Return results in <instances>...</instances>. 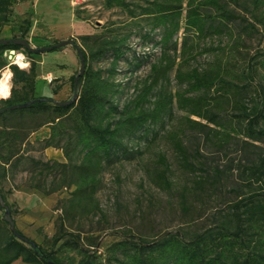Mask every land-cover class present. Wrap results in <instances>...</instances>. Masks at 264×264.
Here are the masks:
<instances>
[{
	"label": "trees",
	"instance_id": "16d2710c",
	"mask_svg": "<svg viewBox=\"0 0 264 264\" xmlns=\"http://www.w3.org/2000/svg\"><path fill=\"white\" fill-rule=\"evenodd\" d=\"M26 1L0 0V30L9 23L13 4ZM184 1L186 8H183ZM239 2L247 5L251 22L227 8L228 3L236 5ZM103 5L107 9H120L133 20L149 21L152 30L163 28L164 36L160 43L164 47L180 29L198 38L210 32L219 34L222 28L236 21L245 22L243 30L247 35L257 33L259 28L264 30V0H147L144 5L137 0H103ZM30 16L38 29L47 30L34 12H30ZM31 27L32 20L24 19L21 35L25 37ZM130 36L127 34L120 38L115 29L104 26L99 35H84L71 40L78 59L83 58L84 67L76 86L74 80L79 72L70 77V88L75 98L68 101L56 102L37 95L38 74L34 59H30L27 70L11 64V97L0 100V164L17 166L21 162L20 146L24 137L18 123L13 121L42 117L43 121L38 126L47 125L49 128L45 147L58 146L60 141H64L61 149L68 163L31 160L38 167V178H35L37 181L33 187L44 195H50L69 184L65 179L70 172L75 189L58 218L57 233L51 238L49 249L25 237L15 226L28 243L18 240L4 218H0V264H12L17 260L24 264H48L49 261L65 264L57 253L66 249L79 257L75 264H264V152L255 164L245 169L246 179L257 183L260 192L234 202L230 214L215 228L189 238L176 232L154 240L139 237L118 240L104 250L102 259L82 247L78 235L66 231L65 222L91 203L103 160L118 152L127 154V142L138 134L156 138L158 133L153 131V127L164 125L165 118L172 116L174 106L184 113L180 125L187 124L191 129L203 131L207 139L227 144L231 136L227 126L236 125L242 128L241 134L247 139L264 143V83L254 86L256 77L264 72V53L255 58L240 60L239 57L237 60L234 51L226 54L221 49L223 52L215 53L214 59L203 69H186L181 62L177 64L175 80L184 89L174 93L162 91L149 101L148 96L158 85L168 81L175 66L163 53L159 61L151 65L148 82L141 94L119 110L115 102L119 84L114 76L118 62L129 52L126 43ZM57 43L53 41L52 46ZM186 43L185 39L182 53L189 57L193 49L187 48ZM20 49L28 55L33 54L12 42L0 44V70L8 69L10 64L3 57L4 53ZM106 56L111 58L110 68H95L94 63H99ZM52 92L56 94L57 90ZM25 104L28 106L11 108ZM229 109L235 111L233 118L224 120ZM181 132L180 128L170 130L166 138L184 158ZM77 158L80 161L74 163ZM54 172L61 173L63 181L55 183L53 179L47 184L46 178ZM157 178L163 188H170L165 171ZM0 194L13 221L11 208L1 188ZM0 210L3 209L0 207ZM68 264H74V261Z\"/></svg>",
	"mask_w": 264,
	"mask_h": 264
},
{
	"label": "rangeland",
	"instance_id": "374dc122",
	"mask_svg": "<svg viewBox=\"0 0 264 264\" xmlns=\"http://www.w3.org/2000/svg\"><path fill=\"white\" fill-rule=\"evenodd\" d=\"M137 1L144 5L147 0ZM183 8H186L185 1ZM227 8L251 22L247 5L243 2L236 5L228 3ZM30 12L38 16L47 30L36 27ZM26 18L32 20V27L23 37L22 24ZM244 25L245 22L236 21L222 28L219 34L210 32L201 38L180 29L164 47L160 43L164 36L163 28L152 30L149 21L133 20L118 8L107 9L103 0H28L13 4L10 21L0 30V40L23 39L31 49L38 50L51 47L55 40L71 41L84 35H99L104 26L115 29L120 38L130 34L126 43L129 52L118 62L114 76L119 84L115 102L121 110L141 94L148 82L151 65L157 63L163 53L175 66L169 73L168 81L158 85L148 96L149 101L162 91L174 93L184 89L175 80L177 64L181 62L186 69H203L214 59L215 53L222 50L226 54L234 51L237 60L239 57L244 60L263 54L264 30L259 28L257 33L247 35ZM185 39L187 48L193 49L189 57L182 53ZM18 54H22L28 64L24 70L29 68L30 59L37 63L35 89L38 96L56 102L74 98L70 77L79 72L80 64L71 45L56 52L31 55L20 49L8 56L4 53L3 57L10 63ZM110 64L111 58L106 56L99 63H94V67L107 70ZM7 70L1 69L0 74L4 75ZM259 83H264V72L256 77L254 86ZM54 90H57L56 94H53ZM234 113L233 109H229L224 120L232 119ZM183 117L184 113L174 106L172 116L165 118L164 125L153 127V131L158 133L156 138L154 135L141 137L138 134L127 142V154L118 152L104 159L91 203L65 222L66 231L78 235L82 247L100 256L99 259H102L104 250L118 240L138 237L154 240L176 232L189 238L195 233L215 228L230 214L234 202L260 192L257 183L246 179L245 169L258 161L259 155L264 152V143L247 139L241 134L242 128L232 125L227 126L230 140L223 145L215 139H207L199 129L180 125ZM42 119L13 121L18 123L20 134L24 137L20 146L21 162L17 166L0 164V188L11 208L16 228L37 245L49 249L51 238L57 233L58 218L72 198L75 185L68 172L65 181L69 184L50 195H44L33 187L38 178V167L31 160L68 163L61 149L64 141H60L58 146L45 147L49 128L47 125L38 126ZM178 128L182 129L179 136L184 158L178 155L166 138L168 131ZM79 161L77 158L74 163ZM162 171H165V178L170 183L169 189L163 188L157 178ZM53 179L55 183L63 181L61 173L54 172L46 178V183ZM3 213L0 210V218ZM59 244L54 246V250ZM57 256L65 264L71 260L75 264L79 259L67 249L57 253ZM12 264L24 263L17 260Z\"/></svg>",
	"mask_w": 264,
	"mask_h": 264
},
{
	"label": "water",
	"instance_id": "95a60500",
	"mask_svg": "<svg viewBox=\"0 0 264 264\" xmlns=\"http://www.w3.org/2000/svg\"><path fill=\"white\" fill-rule=\"evenodd\" d=\"M8 42H12L16 45H20L22 47H24L26 50L28 51H31L32 53H37V52H50L54 49H59V48H62L64 46H67V45H71V41H62V42H59L51 47H48V48H41V49H38V50H34V49H31L29 47V44L27 41L25 40H0V44H5V43H8ZM11 54H14V51H10ZM80 70H79V73L78 75L76 76L75 80H74V86H76L77 84V81H78V78L80 77V75L82 74V71H83V67H84V61H83V58L80 57ZM75 98V97H74ZM64 104V103H63ZM25 106H28V104H25V105H19V106H13L11 107L12 109H15V108H20V107H25ZM0 207L4 210V213H3V218L5 220V222L9 225V228L12 232V234L20 241L24 242V243H28V240L23 237L22 235H20L17 231H16V228H15V225L10 217V213H9V210L7 208V206L4 204L3 200H2V197H1V194H0ZM48 264H54L52 262H48Z\"/></svg>",
	"mask_w": 264,
	"mask_h": 264
},
{
	"label": "clouds",
	"instance_id": "9594fccd",
	"mask_svg": "<svg viewBox=\"0 0 264 264\" xmlns=\"http://www.w3.org/2000/svg\"><path fill=\"white\" fill-rule=\"evenodd\" d=\"M10 55L9 52H5V56ZM23 56L22 54L17 55V60L21 61L20 63H17V66L23 70L28 66L27 63L23 62ZM11 63H16V61H11L10 64L8 65V70H7V75L3 76L0 74V77H2V82H0V89H4V91H0V100H7L11 97V79H12V73L10 71Z\"/></svg>",
	"mask_w": 264,
	"mask_h": 264
},
{
	"label": "bare ground",
	"instance_id": "6f19581e",
	"mask_svg": "<svg viewBox=\"0 0 264 264\" xmlns=\"http://www.w3.org/2000/svg\"><path fill=\"white\" fill-rule=\"evenodd\" d=\"M15 61H16V63H15L16 65H17V63H20L21 62V61H18L17 60V56L15 58ZM23 62H24V60H23ZM6 75H7V72H5L3 76H6ZM0 82H2V78L0 79ZM0 91H4V89H0Z\"/></svg>",
	"mask_w": 264,
	"mask_h": 264
}]
</instances>
